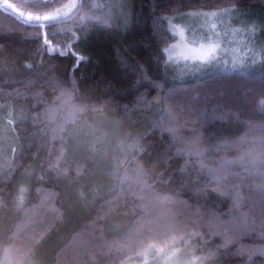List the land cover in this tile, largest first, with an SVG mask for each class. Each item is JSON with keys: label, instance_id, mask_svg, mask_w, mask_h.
I'll use <instances>...</instances> for the list:
<instances>
[{"label": "trees", "instance_id": "obj_1", "mask_svg": "<svg viewBox=\"0 0 264 264\" xmlns=\"http://www.w3.org/2000/svg\"><path fill=\"white\" fill-rule=\"evenodd\" d=\"M93 3L40 26L0 5V264H264V65L184 77L164 52L166 15L236 6L264 30V0Z\"/></svg>", "mask_w": 264, "mask_h": 264}, {"label": "rangeland", "instance_id": "obj_2", "mask_svg": "<svg viewBox=\"0 0 264 264\" xmlns=\"http://www.w3.org/2000/svg\"><path fill=\"white\" fill-rule=\"evenodd\" d=\"M94 8H106L111 11L115 8L119 13H124L125 0H93ZM80 0H68L63 5L48 11H31L21 7H17L20 11L25 13V18H19L27 21L26 17L28 13L33 15H39V23L43 24L55 19H60L71 15L76 12ZM8 4H14L12 0H8ZM75 4L76 7L71 11H64L66 15L61 14L55 19L44 21L43 15H51L57 9H63L64 5ZM0 5L8 11L4 0H0ZM123 7H122V6ZM228 8L229 12H221V9ZM220 9H203L189 10L186 12H179L170 15H166L168 30L171 35V39L167 48L172 49L170 53H166L167 66L175 73L182 74V76H196L201 75L211 70H240L248 71L259 65H264V30L260 25V21L256 16L244 12L242 9L236 8V6H228ZM216 12L218 15H205V13ZM91 18H88V20ZM33 23H36V19L33 18ZM210 43L217 44L218 50L214 54V57L210 62L195 60L191 58V54L188 52V48H198L201 44L207 45ZM176 45L175 48L172 46ZM171 56V59H169ZM187 57V58H186ZM189 102V100H187ZM173 105H171V108ZM173 109V108H172ZM4 134V133H3ZM0 134V137L3 135ZM0 142V167L7 162V143L11 138L6 134ZM76 142V140H75ZM79 142V141H78ZM77 142V143H78ZM78 144H76L77 147ZM85 145L83 142L82 146ZM106 144H104L105 146ZM81 147V146H80ZM86 148H83L85 150ZM92 177H88L87 185L97 182V179L93 181ZM80 197L86 196V190L77 189V194ZM49 201V198H48ZM47 203V198L44 203ZM47 208H52L49 203L46 204ZM176 255L171 257L162 252H147L140 259L127 262V264H192L191 255H185L184 251H175ZM158 253V254H156ZM149 254H156L155 258L149 259ZM198 257V256H197ZM149 259V260H148ZM7 262L11 259L7 258ZM136 262V263H135ZM126 264V263H125ZM202 264V262H200Z\"/></svg>", "mask_w": 264, "mask_h": 264}, {"label": "snow or ice", "instance_id": "obj_3", "mask_svg": "<svg viewBox=\"0 0 264 264\" xmlns=\"http://www.w3.org/2000/svg\"><path fill=\"white\" fill-rule=\"evenodd\" d=\"M4 4L5 6L10 9L11 11H13L14 13H16V15L20 16L21 18H25V13L23 11H20V9L15 5V4H8V0H4ZM76 5L75 4H68V5H64L63 9H57L53 14L51 15H43L42 19L44 21H48L50 19H55L56 17H59L61 14L66 15L67 13L64 11V9H67V11H71L73 8H75ZM230 9L228 8H224L221 9V12H229ZM205 15H218V13L216 12H211V13H205ZM33 18L36 19V25L40 26L39 24V20H40V16L39 15H33L32 13H28L26 19L28 22H33ZM96 19L98 20H102V22L104 24H108L109 20L108 19H102L97 17ZM173 48L176 47V45L172 46ZM218 45L214 44V43H210L207 45L201 44L198 48H188V52L191 54V58L195 59V60H200V61H205V62H210L211 59L214 57V54L217 52L218 50ZM47 51L53 52L54 54H58V55H65L67 53L65 52H60L58 49H47ZM172 51V49L170 48H165L164 52L165 53H170ZM187 58V57H186ZM78 59L83 60V57H78ZM169 59H171V56H169ZM262 254H264V249L259 250ZM176 252H172L171 256L169 257V259H171V257L175 256ZM251 258V257H250ZM201 257H197L194 256L192 258V264H200L201 261Z\"/></svg>", "mask_w": 264, "mask_h": 264}]
</instances>
